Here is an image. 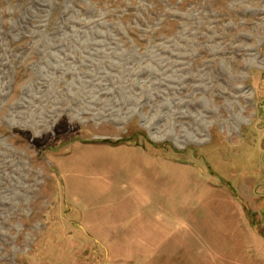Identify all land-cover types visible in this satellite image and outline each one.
Returning a JSON list of instances; mask_svg holds the SVG:
<instances>
[{"label":"rangeland","instance_id":"1","mask_svg":"<svg viewBox=\"0 0 264 264\" xmlns=\"http://www.w3.org/2000/svg\"><path fill=\"white\" fill-rule=\"evenodd\" d=\"M253 224L264 0H0V264H264Z\"/></svg>","mask_w":264,"mask_h":264},{"label":"flooded vegetation","instance_id":"2","mask_svg":"<svg viewBox=\"0 0 264 264\" xmlns=\"http://www.w3.org/2000/svg\"><path fill=\"white\" fill-rule=\"evenodd\" d=\"M257 220V218L254 216V221H256ZM255 224V223H254ZM253 224V226H254V228H255V230L258 232V233H261V232H264V226L261 228V229H258L257 227H256V225H254Z\"/></svg>","mask_w":264,"mask_h":264},{"label":"bare ground","instance_id":"3","mask_svg":"<svg viewBox=\"0 0 264 264\" xmlns=\"http://www.w3.org/2000/svg\"><path fill=\"white\" fill-rule=\"evenodd\" d=\"M154 136H155L157 139L161 138V135H159L157 132H154Z\"/></svg>","mask_w":264,"mask_h":264},{"label":"trees","instance_id":"4","mask_svg":"<svg viewBox=\"0 0 264 264\" xmlns=\"http://www.w3.org/2000/svg\"><path fill=\"white\" fill-rule=\"evenodd\" d=\"M260 234H261L262 236H264V232H261Z\"/></svg>","mask_w":264,"mask_h":264}]
</instances>
